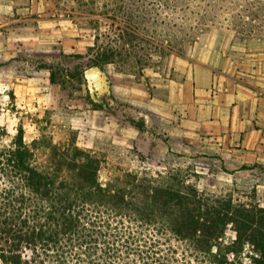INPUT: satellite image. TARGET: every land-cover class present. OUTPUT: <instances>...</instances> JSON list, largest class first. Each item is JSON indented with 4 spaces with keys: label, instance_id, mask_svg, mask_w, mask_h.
<instances>
[{
    "label": "trees",
    "instance_id": "1",
    "mask_svg": "<svg viewBox=\"0 0 264 264\" xmlns=\"http://www.w3.org/2000/svg\"><path fill=\"white\" fill-rule=\"evenodd\" d=\"M110 25L115 36L103 33L107 40L88 49L87 65L117 62L123 48L117 40L136 36L128 24ZM77 76L78 84L85 81ZM126 122L144 130L141 118ZM23 133L21 126L11 135L0 125L2 264H247L245 256L264 264V207L201 191L176 172L154 178L127 171L102 183L104 160L91 149L43 132L26 141ZM227 225L235 232L229 240Z\"/></svg>",
    "mask_w": 264,
    "mask_h": 264
},
{
    "label": "crops",
    "instance_id": "2",
    "mask_svg": "<svg viewBox=\"0 0 264 264\" xmlns=\"http://www.w3.org/2000/svg\"><path fill=\"white\" fill-rule=\"evenodd\" d=\"M91 17L60 8L58 0H0V57L38 64L33 72L42 76V83L23 76L24 97L34 96L44 107L60 106L62 90L50 81L51 63L60 57L88 60V49L104 33L86 24ZM259 35L241 37L235 26L220 24L184 53L170 52L159 67L148 64L137 76L116 62L95 66L98 75L84 76L82 83L86 98L72 96L65 105L77 108L73 118L81 119L92 137L129 142L152 137L154 129L176 151L195 149L219 156L230 170L264 173V35ZM100 75L105 81L97 86ZM96 91L106 92L108 104L92 106ZM118 103L128 104L132 118L143 119L144 130L104 110Z\"/></svg>",
    "mask_w": 264,
    "mask_h": 264
},
{
    "label": "rangeland",
    "instance_id": "3",
    "mask_svg": "<svg viewBox=\"0 0 264 264\" xmlns=\"http://www.w3.org/2000/svg\"><path fill=\"white\" fill-rule=\"evenodd\" d=\"M58 6L76 14H92L86 24L100 33H110L108 36H115L117 32L110 25L113 22L128 24L135 30L136 36L123 33L117 40V47L123 48L116 64L124 72L136 76L148 64L159 67L170 52L184 53L198 37L217 25H233L237 30L256 28L257 35L264 29V0H58ZM246 12H254L257 16H248ZM106 40L107 36L100 38V42ZM156 44L160 47L156 48ZM126 52L130 53L129 57L125 56ZM87 63L86 59L64 57L51 63L56 84L64 88L60 106L52 108L39 105L34 96L24 97L19 86L26 82L24 75H33V80L38 78L42 83V76L36 77L33 72L38 64L0 57V125H4L11 135L21 126L26 141L43 132L55 142L76 141L78 146L91 149L104 160L98 173L102 183L127 171L154 178L160 173L176 172L185 177V183L195 184L201 191L231 197L234 203L264 207V173L259 168L233 171L219 156L195 149L176 151L154 129L152 137L141 135L129 142L112 135H88L84 122L73 118L77 108L65 105L72 96L86 98L82 83H77V75L82 73L84 76L88 68L95 67ZM100 77L97 86L104 84V76ZM105 95L104 91L101 94L96 91L94 101L98 105L108 104L104 101ZM104 110L125 124L126 119L132 118V110L126 103L105 106ZM89 143H93V147L86 146ZM224 235L225 240L235 237L230 225ZM248 251L245 246L243 254ZM244 259L250 264L248 256Z\"/></svg>",
    "mask_w": 264,
    "mask_h": 264
},
{
    "label": "water",
    "instance_id": "4",
    "mask_svg": "<svg viewBox=\"0 0 264 264\" xmlns=\"http://www.w3.org/2000/svg\"><path fill=\"white\" fill-rule=\"evenodd\" d=\"M98 72H99L98 67L88 68V69L85 71L84 76H85L87 79L95 78V77L98 75Z\"/></svg>",
    "mask_w": 264,
    "mask_h": 264
}]
</instances>
